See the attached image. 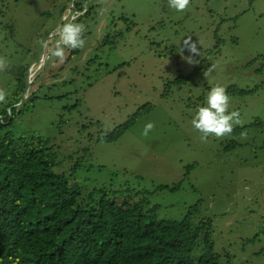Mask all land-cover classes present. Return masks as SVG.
<instances>
[{"label": "rangeland", "instance_id": "obj_1", "mask_svg": "<svg viewBox=\"0 0 264 264\" xmlns=\"http://www.w3.org/2000/svg\"><path fill=\"white\" fill-rule=\"evenodd\" d=\"M84 1L0 0L8 97L26 67L17 105L27 114L13 130L53 139L84 193L102 184L129 190L161 220L193 208L191 223L209 224L220 263L264 264V0H190L183 12L167 0ZM68 17L85 26V44L59 60L53 49ZM217 85L246 91L228 94L242 123L202 142L191 120ZM138 109L117 140L98 139Z\"/></svg>", "mask_w": 264, "mask_h": 264}, {"label": "trees", "instance_id": "obj_2", "mask_svg": "<svg viewBox=\"0 0 264 264\" xmlns=\"http://www.w3.org/2000/svg\"><path fill=\"white\" fill-rule=\"evenodd\" d=\"M19 70L17 88L0 108V264H227L220 263L209 224L191 223L193 208L180 220H161L129 190L102 184L84 193L72 178L75 166L64 168L57 158L53 139L14 131V121L27 114L25 104L17 105L26 67ZM142 113L98 139L117 140ZM65 159L69 164L73 155Z\"/></svg>", "mask_w": 264, "mask_h": 264}, {"label": "clouds", "instance_id": "obj_3", "mask_svg": "<svg viewBox=\"0 0 264 264\" xmlns=\"http://www.w3.org/2000/svg\"><path fill=\"white\" fill-rule=\"evenodd\" d=\"M167 4L177 12H183L188 8L190 0H167ZM84 32L83 24L74 22L62 24L58 29V39L53 49L57 59L63 60L66 50L82 48L85 44ZM184 46L190 53L199 55L200 50L196 41L188 39ZM7 67V59L0 57V72L5 71ZM7 95L8 93L4 89H0V103L5 102ZM229 106L230 97L224 87L217 85L209 90L205 106L199 107L191 120L193 128L201 134L202 142H206L209 137L224 138L234 131L235 125L242 123L240 113L229 111ZM154 126L152 122L147 123L142 135L147 136ZM242 137H244L243 133Z\"/></svg>", "mask_w": 264, "mask_h": 264}]
</instances>
